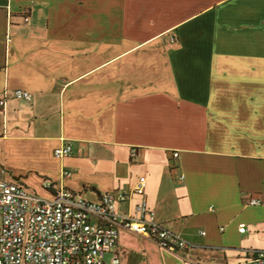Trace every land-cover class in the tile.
I'll return each instance as SVG.
<instances>
[{
  "label": "crops",
  "instance_id": "1",
  "mask_svg": "<svg viewBox=\"0 0 264 264\" xmlns=\"http://www.w3.org/2000/svg\"><path fill=\"white\" fill-rule=\"evenodd\" d=\"M3 98L8 179L96 201L145 177L157 221L195 246L121 229L123 264H237L264 249V0H0Z\"/></svg>",
  "mask_w": 264,
  "mask_h": 264
},
{
  "label": "built area",
  "instance_id": "2",
  "mask_svg": "<svg viewBox=\"0 0 264 264\" xmlns=\"http://www.w3.org/2000/svg\"><path fill=\"white\" fill-rule=\"evenodd\" d=\"M14 97L32 100L25 90H16ZM0 105L5 107L6 98ZM71 154L69 143L54 151L58 158ZM146 185V178L140 177L131 193L106 192L93 201L81 193L58 189L50 180L43 182L50 195L42 196L1 171L0 264H123L115 250L121 229L150 238L171 252L194 248L157 221L147 202ZM132 197L137 198L133 204ZM249 204L259 202L251 199ZM123 205L127 210L121 209ZM239 232L246 233L247 226L241 224ZM237 264H264V249L247 250Z\"/></svg>",
  "mask_w": 264,
  "mask_h": 264
},
{
  "label": "rangeland",
  "instance_id": "3",
  "mask_svg": "<svg viewBox=\"0 0 264 264\" xmlns=\"http://www.w3.org/2000/svg\"><path fill=\"white\" fill-rule=\"evenodd\" d=\"M32 189H34L33 187H31ZM37 191V190H36Z\"/></svg>",
  "mask_w": 264,
  "mask_h": 264
}]
</instances>
